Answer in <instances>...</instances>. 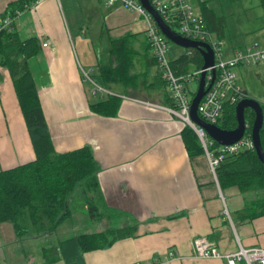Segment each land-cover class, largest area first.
I'll return each instance as SVG.
<instances>
[{
	"label": "crops",
	"instance_id": "crops-1",
	"mask_svg": "<svg viewBox=\"0 0 264 264\" xmlns=\"http://www.w3.org/2000/svg\"><path fill=\"white\" fill-rule=\"evenodd\" d=\"M16 3L25 9L17 11L12 33L38 39L39 50L28 64L55 151L90 148L100 186L92 199L99 208L94 222L103 225L87 228V217L73 211L88 208L80 206L79 188L69 200L71 216L53 233L19 236L13 223H1L0 264H67L60 242L126 226L137 227L133 237L83 253L84 264H225L197 258L198 237L223 252L239 244L264 248L263 194L222 188L205 155H190L182 137L187 127L166 109L172 106L170 92L140 14L106 0H0V17ZM258 9L256 36L264 45L263 0ZM256 44L264 48L228 47L226 54ZM193 50L175 49L176 71L199 70L196 61L204 65L199 51L200 60L188 55ZM181 58L185 64L178 63ZM86 74L109 93L94 94ZM109 98L120 100L116 115L92 111L93 103ZM36 157L14 80L0 64V173ZM77 216L82 220L73 221Z\"/></svg>",
	"mask_w": 264,
	"mask_h": 264
},
{
	"label": "trees",
	"instance_id": "trees-1",
	"mask_svg": "<svg viewBox=\"0 0 264 264\" xmlns=\"http://www.w3.org/2000/svg\"><path fill=\"white\" fill-rule=\"evenodd\" d=\"M29 1H27L28 3ZM264 2V0H263ZM11 7L12 13L24 10V3ZM203 20L207 27L217 29L222 21L204 9ZM209 25V26H208ZM39 50L38 39L21 40L17 33H3L0 36V64L6 67L14 80L16 93L23 111L30 137L36 152V160L0 173V224L13 223L19 236L34 232L37 235L55 232L64 223L71 210L68 207L71 196L80 188L79 199L85 200L90 217L98 218L94 212V194L100 190L97 166L90 148L59 154L55 151L49 128L40 103L35 82L30 73L28 61ZM194 51V52H193ZM197 59L199 53L193 50ZM185 58L178 63L185 64ZM202 69V60L196 61ZM173 67L175 65L173 64ZM107 81L106 76H103ZM105 85V84H104ZM195 96V95H193ZM120 100L109 98L91 105L93 112L106 116L116 115ZM263 110L264 105L262 104ZM247 134L251 135L255 113H245ZM218 126L226 131L237 128L236 106L227 104ZM183 140L191 156L202 155L204 150L194 131L185 128ZM264 151V127L261 131ZM217 144V143H216ZM218 145V144H217ZM222 188L238 187L242 192L262 193L261 214H264V165L255 150H246L228 157L217 170ZM136 226L81 234L60 242V254L67 264H84L83 253L103 250L116 241L133 237Z\"/></svg>",
	"mask_w": 264,
	"mask_h": 264
},
{
	"label": "built area",
	"instance_id": "built-area-1",
	"mask_svg": "<svg viewBox=\"0 0 264 264\" xmlns=\"http://www.w3.org/2000/svg\"><path fill=\"white\" fill-rule=\"evenodd\" d=\"M106 3L108 6L122 5L130 11L140 14L147 22V37L172 100V106L166 109L185 127L194 131L204 150L209 168L218 180L217 170L228 157L246 150H255L251 135H246L248 125H246L245 136L238 143L232 146L217 145L207 131L191 119L192 99L196 93L192 94L189 86L200 81L202 69L191 73H179L175 70L172 61L167 57L168 39L139 0H106ZM151 4L164 22L180 36L191 41L208 44L213 50L215 64L207 69L206 88L211 83L213 71H216V80L200 102L198 115L205 123L218 126L224 116L227 104L237 106L248 97L238 83V70L258 66L264 68V48L256 44L236 50L231 57H228L224 48L225 43L218 39L207 27L203 18L195 13L191 0H152ZM17 14V11L15 14L8 12L0 17V35L13 32ZM43 46L47 47L49 43L46 42ZM188 55H192V52L189 51ZM86 76L92 82L94 94L109 93L94 83L88 74ZM194 254L197 258L216 259L225 262V264H264L263 247L243 248L239 244L236 251L223 252L215 242L207 237H198L194 240Z\"/></svg>",
	"mask_w": 264,
	"mask_h": 264
},
{
	"label": "rangeland",
	"instance_id": "rangeland-1",
	"mask_svg": "<svg viewBox=\"0 0 264 264\" xmlns=\"http://www.w3.org/2000/svg\"><path fill=\"white\" fill-rule=\"evenodd\" d=\"M261 0H249L247 4L246 0H191L194 11L197 15H202L204 9L211 10V13L217 19L222 21V26L213 29L209 26L217 36L222 37L225 43L224 48L228 47L242 48L249 44L263 43L257 39V27L260 25L261 20L257 13H259L258 5ZM18 18L17 15H15ZM179 52H185L186 49L169 42L167 57L170 61H173L175 57V49ZM238 83L243 87L246 95L252 99L257 100L264 105V68L251 67L246 69H240ZM199 87V81L193 83L190 86V91L195 94ZM92 95V94H91ZM93 96V95H92ZM192 97V96H191ZM94 98V96H93ZM85 200L80 203V206L85 205ZM73 211H77V214H84L87 219H83L85 226L100 227L103 225L99 221L94 222L93 217H90L89 210L81 207L73 206ZM76 214V215H77ZM80 217H76L75 220L79 222L82 220ZM104 227V226H103Z\"/></svg>",
	"mask_w": 264,
	"mask_h": 264
},
{
	"label": "water",
	"instance_id": "water-1",
	"mask_svg": "<svg viewBox=\"0 0 264 264\" xmlns=\"http://www.w3.org/2000/svg\"><path fill=\"white\" fill-rule=\"evenodd\" d=\"M142 6L152 15L159 29L168 41L184 49H194L201 53L204 59L199 87L192 99L191 119L194 123L203 127L208 135L220 146H232L238 143L246 133L245 113L248 109L255 113V120L252 126L251 137L254 144L255 152L259 160L264 165V151L261 141V131L264 127V110L260 102L250 97L245 98L236 106L237 128L233 131H226L219 126L211 125L202 121L198 115V107L204 96L208 93L216 80V71H213V78L210 85L206 88L207 69L215 64L213 50L208 44L191 41L180 36L161 18L159 13L152 7L150 0H139Z\"/></svg>",
	"mask_w": 264,
	"mask_h": 264
}]
</instances>
